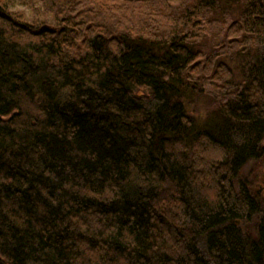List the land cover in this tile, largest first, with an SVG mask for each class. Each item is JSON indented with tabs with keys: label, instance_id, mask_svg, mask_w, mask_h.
<instances>
[{
	"label": "trees",
	"instance_id": "1",
	"mask_svg": "<svg viewBox=\"0 0 264 264\" xmlns=\"http://www.w3.org/2000/svg\"><path fill=\"white\" fill-rule=\"evenodd\" d=\"M258 160L264 0H0V264H264Z\"/></svg>",
	"mask_w": 264,
	"mask_h": 264
},
{
	"label": "rangeland",
	"instance_id": "2",
	"mask_svg": "<svg viewBox=\"0 0 264 264\" xmlns=\"http://www.w3.org/2000/svg\"><path fill=\"white\" fill-rule=\"evenodd\" d=\"M190 1L191 0H187V2H190ZM159 8H162V7L159 6L158 9ZM163 12L164 11H161L160 12L161 15H159L158 18H156V19H154L152 17L151 26H152V24H156V21H160V22L167 24V20L165 19ZM132 15L133 16H131V18H129V19L135 23L139 22L140 20L145 19V15H141L139 13L138 14L134 13ZM147 19L149 20V17H147ZM155 26L156 25H154V27ZM221 31H222V28H219V25L216 24L213 27L212 33L208 37L207 40H209L210 43H213V44L216 43L218 41L217 34ZM233 66H235V65H233ZM138 89H139V93H141V92H143L142 94L147 93V90L143 87H140ZM209 106H210V100L208 97L191 96L188 98L187 109L189 110L190 114L195 116L197 119H201V118L203 119L204 118L203 116L205 115L207 110H209ZM177 146L178 145H176V148H177ZM211 156L214 157L213 155H211ZM263 162H264V160L263 161L258 160L257 162H254L251 165L246 166L244 168L243 172H241V174H240V176L244 177V183H246V186L251 191V194L254 192L258 196L259 199L258 200L256 199L255 203L257 201L258 202L264 201V163ZM205 194L207 195V192ZM242 224L243 225H241L240 228L244 227V229L251 231V233L255 232L254 223L251 220L245 221Z\"/></svg>",
	"mask_w": 264,
	"mask_h": 264
},
{
	"label": "bare ground",
	"instance_id": "3",
	"mask_svg": "<svg viewBox=\"0 0 264 264\" xmlns=\"http://www.w3.org/2000/svg\"><path fill=\"white\" fill-rule=\"evenodd\" d=\"M264 163V162H263ZM251 165L250 161L245 164L244 167Z\"/></svg>",
	"mask_w": 264,
	"mask_h": 264
}]
</instances>
